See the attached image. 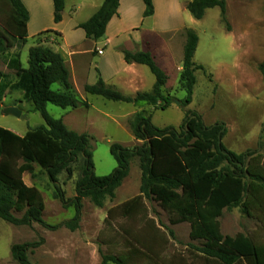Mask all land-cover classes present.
I'll list each match as a JSON object with an SVG mask.
<instances>
[{
    "label": "trees",
    "instance_id": "1",
    "mask_svg": "<svg viewBox=\"0 0 264 264\" xmlns=\"http://www.w3.org/2000/svg\"><path fill=\"white\" fill-rule=\"evenodd\" d=\"M143 17L153 15L152 0H142ZM53 20L62 19L64 0H52ZM119 0H104L101 7L79 25L87 39L101 38L110 19L116 14ZM218 8L220 22L229 31L225 0H191L186 9L195 20H201L205 11ZM28 12L21 0H1L0 4V56L10 49H17L5 63L16 72V81L8 84L0 75V100L7 90L22 92L25 101L32 104V111L40 114L44 125L29 129L19 136L0 127V220L13 226L40 224L45 209L43 197L34 187L24 184V173L32 174L34 166L45 173L53 185L54 197L64 206H73L74 216L60 226L70 231L79 228L82 200L88 199L96 208H102L106 200L115 198V191L128 176L133 159L140 170L139 195L107 210L104 222L107 226L116 218L143 220L147 232L137 234L120 228L124 251L116 255H101L100 264H131L146 259H160L168 239L150 220H147L144 198L150 199L168 216L170 225L187 223L189 240L198 243L192 248L193 259L202 264H264V246L254 243L243 234L225 236L221 233L219 218L223 210L240 206L241 212L254 218L264 229V168L261 156L247 151L236 154L226 149L222 138L226 133L223 123L205 126L200 115L189 111L182 124L158 128L144 115L137 112L129 122V128L139 144L132 149L111 144L109 152L116 162L115 169L106 176H96L90 147L91 137L76 133L66 127L61 119L51 117L47 104L66 109H88L69 81V72L60 54L48 48L34 47L28 50L27 67H21L19 49L27 42ZM182 70L178 83L184 91V103L191 102L196 84L195 72L202 70L193 62L198 37L191 29L184 32ZM127 64L146 66L155 78L152 90L134 97L123 96L101 79L94 85H85L84 93L112 102L139 107L158 105L167 109L172 100L165 93L167 76L157 66L148 52L123 51ZM259 71L264 81V62ZM59 88L52 90V85ZM79 164L75 180V196L65 199L59 185V176L73 174ZM14 214H21L18 218ZM56 229V227H49ZM38 243L14 244L10 247L12 260L18 264L32 263L28 254ZM188 264H198L190 262Z\"/></svg>",
    "mask_w": 264,
    "mask_h": 264
},
{
    "label": "rangeland",
    "instance_id": "2",
    "mask_svg": "<svg viewBox=\"0 0 264 264\" xmlns=\"http://www.w3.org/2000/svg\"><path fill=\"white\" fill-rule=\"evenodd\" d=\"M225 3L229 31L220 22L218 8L206 10L203 18L191 25L198 37L193 62L203 69L195 72L196 84L189 104L184 103L185 94L175 73L164 86L165 93L172 100L165 110H160L161 105L137 108L93 95L86 96L90 104L88 109H62L47 104L46 111L51 117L61 119L76 133H86L91 137L96 176H106L116 167L109 152L111 144L130 149L139 144L131 134L129 122L141 110L158 128L172 126L178 129L189 111L198 113L205 126L223 123L226 133L222 143L226 149L236 154L255 152L261 156L264 168V81L259 71L264 62V0H225ZM32 45L28 41L18 50L23 68L27 67V53ZM7 60L5 55L0 57V75L5 82L12 84L17 79L16 72L6 68ZM143 68L149 80L154 81L150 71ZM58 88L57 84L52 85V90ZM81 93L80 90L79 95ZM82 96L85 98L84 94ZM0 105L1 128L23 136L29 129L44 125L40 114L32 111V104L23 99L20 91L7 89ZM9 107L18 109L20 117L1 112ZM78 168L79 164L73 167L70 177L65 173L58 177L65 199L75 196ZM22 180L42 195L45 205L42 221L45 226L35 223L13 226L0 220V264H18L11 258L10 247L25 243H38L28 254L32 263L100 264L101 255H116L124 251L122 235L118 231L120 228L137 234L147 232L143 220L116 218L110 226L104 222L108 209L139 195L140 170L136 159L130 162L128 176L115 191L112 201L106 200L102 208H96L88 199L82 200L79 228L73 232L60 225L74 216V208L64 206L54 197L53 185L45 173L34 166L33 173H24ZM143 200L147 220L160 229L168 242L160 259H141L131 264H202L201 260L193 259L195 251L192 248L198 243L189 240V225H170L168 216L157 203L146 198ZM219 224L225 236L243 234L264 246V229L254 218L244 215L240 206L224 209ZM46 226L59 227L50 229Z\"/></svg>",
    "mask_w": 264,
    "mask_h": 264
},
{
    "label": "crops",
    "instance_id": "3",
    "mask_svg": "<svg viewBox=\"0 0 264 264\" xmlns=\"http://www.w3.org/2000/svg\"><path fill=\"white\" fill-rule=\"evenodd\" d=\"M103 1L64 0L62 19L55 23L52 0H21L28 12L26 43L31 41L30 48L43 47L60 54L69 72L70 84L86 101L84 86L94 85L98 79L126 97L152 90L155 78L149 80L143 68L146 66L127 64L123 51L148 52L167 76V81L174 73L179 78L184 32L197 22L186 9L191 0H152L153 15L146 18L143 17L142 0H119L116 14L108 22L104 35L92 41L86 38L79 25L87 21ZM98 50L102 54L99 55ZM14 51L12 48L4 54L8 57L6 63Z\"/></svg>",
    "mask_w": 264,
    "mask_h": 264
},
{
    "label": "water",
    "instance_id": "4",
    "mask_svg": "<svg viewBox=\"0 0 264 264\" xmlns=\"http://www.w3.org/2000/svg\"><path fill=\"white\" fill-rule=\"evenodd\" d=\"M0 110H1V105H0ZM1 112L4 115H10V116H14L16 118H19L21 115V112L14 107H9V108L3 109Z\"/></svg>",
    "mask_w": 264,
    "mask_h": 264
},
{
    "label": "built area",
    "instance_id": "5",
    "mask_svg": "<svg viewBox=\"0 0 264 264\" xmlns=\"http://www.w3.org/2000/svg\"><path fill=\"white\" fill-rule=\"evenodd\" d=\"M97 53L100 55V54H102V51L101 50H98Z\"/></svg>",
    "mask_w": 264,
    "mask_h": 264
}]
</instances>
